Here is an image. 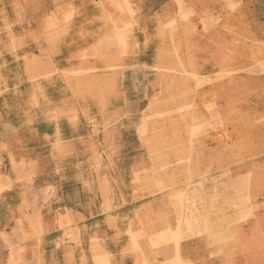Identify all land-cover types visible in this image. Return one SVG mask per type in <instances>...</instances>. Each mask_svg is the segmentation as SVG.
I'll return each instance as SVG.
<instances>
[{
    "label": "rangeland",
    "instance_id": "374dc122",
    "mask_svg": "<svg viewBox=\"0 0 264 264\" xmlns=\"http://www.w3.org/2000/svg\"><path fill=\"white\" fill-rule=\"evenodd\" d=\"M0 264H264V0H0Z\"/></svg>",
    "mask_w": 264,
    "mask_h": 264
},
{
    "label": "bare ground",
    "instance_id": "6f19581e",
    "mask_svg": "<svg viewBox=\"0 0 264 264\" xmlns=\"http://www.w3.org/2000/svg\"><path fill=\"white\" fill-rule=\"evenodd\" d=\"M114 25V24H113ZM115 28V27H114ZM172 36V35H171Z\"/></svg>",
    "mask_w": 264,
    "mask_h": 264
}]
</instances>
